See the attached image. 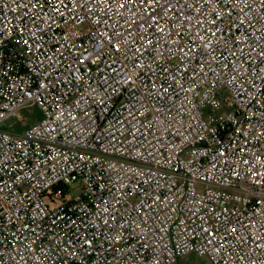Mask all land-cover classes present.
I'll return each mask as SVG.
<instances>
[{
	"label": "built area",
	"instance_id": "built-area-1",
	"mask_svg": "<svg viewBox=\"0 0 264 264\" xmlns=\"http://www.w3.org/2000/svg\"><path fill=\"white\" fill-rule=\"evenodd\" d=\"M190 254L264 264V0H0V264Z\"/></svg>",
	"mask_w": 264,
	"mask_h": 264
},
{
	"label": "rangeland",
	"instance_id": "rangeland-1",
	"mask_svg": "<svg viewBox=\"0 0 264 264\" xmlns=\"http://www.w3.org/2000/svg\"><path fill=\"white\" fill-rule=\"evenodd\" d=\"M41 117L40 110L38 108L34 109V115L28 114L26 111H23L19 114V118H12L6 122V126L19 125V119L25 120L28 125L35 120ZM72 195H75L79 192L76 186L72 187ZM178 264H211L206 258H199L194 254H190L179 261Z\"/></svg>",
	"mask_w": 264,
	"mask_h": 264
}]
</instances>
